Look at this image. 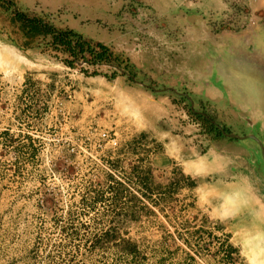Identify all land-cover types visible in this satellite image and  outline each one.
Here are the masks:
<instances>
[{
    "label": "rangeland",
    "instance_id": "obj_1",
    "mask_svg": "<svg viewBox=\"0 0 264 264\" xmlns=\"http://www.w3.org/2000/svg\"><path fill=\"white\" fill-rule=\"evenodd\" d=\"M224 1L223 18L195 24L197 49L217 40L212 32L239 33L264 20V11L253 12L250 0ZM6 2L2 23L9 25L13 4ZM139 6L116 11L134 13ZM38 14L32 18L42 17ZM42 14L55 27L64 11ZM252 14L256 25L250 23ZM135 15L91 26L188 28L182 20L172 26L153 16L141 22ZM202 29L206 32L199 35ZM17 35L15 30L0 34V46L21 47L19 53L0 47V264H264L262 158L256 174L245 171L228 181L217 175L190 178L178 190L168 189L181 179L174 173L180 167L157 166L155 154L162 152L163 141L153 131H133L141 118L117 91L115 78L121 75L101 65L89 67L79 53L78 58L59 57L45 44L29 50ZM124 54H110L101 63L123 66ZM196 56L197 66L203 56L205 62H226L224 76L236 88V74L243 71L238 53ZM239 135L242 140L254 136L264 146V132ZM110 138L117 139V147L108 145ZM191 183L208 188L190 190ZM227 244L238 252L229 257Z\"/></svg>",
    "mask_w": 264,
    "mask_h": 264
},
{
    "label": "crops",
    "instance_id": "obj_2",
    "mask_svg": "<svg viewBox=\"0 0 264 264\" xmlns=\"http://www.w3.org/2000/svg\"><path fill=\"white\" fill-rule=\"evenodd\" d=\"M116 2V5L111 6L109 0H10V4H13L10 8V11L13 10V23L4 25L2 20L6 18L9 9L5 8V0H2L0 5L4 11L0 16V34L15 30L17 36L20 34L22 41L26 42L24 45L30 47L29 50L45 44V48L52 46L51 49L59 57L64 54L67 58L69 52L58 44L54 45L52 35L31 36L29 28L18 18L19 14H23L32 19L39 13L38 16L42 17L38 18L46 23L45 19L50 21V17H43V12L53 15L64 11V15L59 16L62 23L55 22V28L71 30L88 42L102 44L113 58L119 57L121 51L125 53L123 66L101 63V67L121 75L115 78L116 86H120L117 91L141 118L139 128L130 129L139 133L153 131L155 137L163 141L161 148L158 146L162 152L155 154L157 166H179L185 176L202 180L210 175H217L221 180H237L245 171L258 173L261 170L259 158L264 160L260 145L252 139L239 140L219 135L212 124L237 136L254 130L257 133L264 132L263 18L259 19L256 28L239 33L211 30V37L217 40L211 45L201 44L197 49L195 37L198 31L194 28L195 24L207 25L210 19L223 18V14L228 11L224 0ZM131 5L141 7L134 10V13H118L122 7L129 9ZM250 7L253 12L264 11V0H250ZM133 15L141 22L153 16L156 21H167L172 26L179 25L182 20L187 22L188 28L128 27L123 30H103V27L98 29L91 26V22L97 20H133ZM203 32H206L205 29L199 35ZM232 39L234 44H229ZM32 40L34 45L30 46ZM0 47L11 48L12 52L18 53L21 50V47L14 45ZM92 49L100 52L93 43ZM197 52L238 53L243 71L241 76L236 74V88L233 89L231 81L224 76L226 62L218 58H209L205 62L206 57L203 56V64L197 66ZM79 55L86 58L91 64H88L89 67L100 68L99 63L93 62L92 53L84 51ZM197 68L200 70L197 71ZM206 184L201 183L198 188L189 189L206 191ZM211 192L204 197L209 199Z\"/></svg>",
    "mask_w": 264,
    "mask_h": 264
},
{
    "label": "trees",
    "instance_id": "obj_3",
    "mask_svg": "<svg viewBox=\"0 0 264 264\" xmlns=\"http://www.w3.org/2000/svg\"><path fill=\"white\" fill-rule=\"evenodd\" d=\"M18 18L24 22V24L29 28V33L31 36H37L41 34H50L54 37V45L58 44L61 47L64 48L65 51L69 52L71 56L77 57V54H83L84 51H88L92 53L93 62H108L110 57V54L108 53V50L106 47H104L102 44H96L97 47L100 49V52H96L95 49H92V43L84 40L80 35L76 34L75 32L71 30H58L54 26H51L47 23H44L39 18H28L26 15L19 14ZM92 62V63H93ZM70 66H73L74 63L67 62ZM215 130L218 132L219 135H222L220 131L216 127L213 126ZM175 174H179L181 179H178L177 181L174 180L173 183H170V185L167 186L168 189H176L178 190L180 187H182L181 182L183 180H188L190 177L185 176L182 172L174 171ZM197 186L195 183L188 184L187 187L190 189H194ZM238 252V249L234 246H231L227 244V254L228 256H232V254H235Z\"/></svg>",
    "mask_w": 264,
    "mask_h": 264
},
{
    "label": "built area",
    "instance_id": "obj_4",
    "mask_svg": "<svg viewBox=\"0 0 264 264\" xmlns=\"http://www.w3.org/2000/svg\"><path fill=\"white\" fill-rule=\"evenodd\" d=\"M0 1H2V0H0ZM5 3H8V2H6V0H5ZM257 19H258V17H257L256 15L252 14L251 17H250V23H251V25H256V23H257ZM96 50H97V49H96ZM97 63H99L98 66L101 65L100 62H97ZM84 65H86V64H84ZM101 135H102L103 137H106V134H104V133L101 134ZM108 145H110L112 148L117 147V146H118V141H117V139H116V138H110L109 141H108Z\"/></svg>",
    "mask_w": 264,
    "mask_h": 264
},
{
    "label": "water",
    "instance_id": "obj_5",
    "mask_svg": "<svg viewBox=\"0 0 264 264\" xmlns=\"http://www.w3.org/2000/svg\"><path fill=\"white\" fill-rule=\"evenodd\" d=\"M217 128L221 131V133H222L224 136H228V137H230V138H233V139H239V140L244 139V138H241L240 136H237V135L228 134V133H226L223 129H221V128H219V127H217ZM247 139L255 140V141L260 145V147H261V149H262V156H263V159H264V146H263V144L261 143V141H260L258 138L254 137V136H249V137H247Z\"/></svg>",
    "mask_w": 264,
    "mask_h": 264
}]
</instances>
